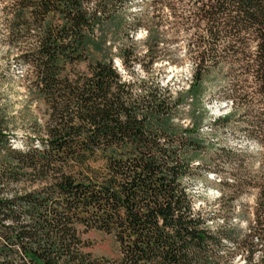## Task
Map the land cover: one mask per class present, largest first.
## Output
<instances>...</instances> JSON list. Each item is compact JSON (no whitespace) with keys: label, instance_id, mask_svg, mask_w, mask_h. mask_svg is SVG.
<instances>
[{"label":"trees","instance_id":"trees-1","mask_svg":"<svg viewBox=\"0 0 264 264\" xmlns=\"http://www.w3.org/2000/svg\"><path fill=\"white\" fill-rule=\"evenodd\" d=\"M133 2L0 0L6 54L45 106L22 148L0 113V264H264V157L253 174H231L234 192L256 189L244 230L194 206L216 149L201 133L203 87L221 67L230 110L219 121L243 113L264 148V0H143L132 24ZM110 27L146 34L143 54L118 46L125 74L103 51ZM183 60L187 89L149 78L158 61ZM89 230L111 234L119 257H94Z\"/></svg>","mask_w":264,"mask_h":264},{"label":"rangeland","instance_id":"rangeland-1","mask_svg":"<svg viewBox=\"0 0 264 264\" xmlns=\"http://www.w3.org/2000/svg\"><path fill=\"white\" fill-rule=\"evenodd\" d=\"M133 1V4L129 5L124 12L126 22H132V24L135 22L133 19L137 17L136 14L146 6L143 0ZM113 32V28L110 27L103 51L109 50L114 65L125 74L117 57L118 46L121 44L132 46L137 53L143 54L146 34L142 28H132L128 33L122 29L120 33L112 35ZM167 38L175 37L169 34ZM183 38V33H180L179 43ZM183 50L182 46L180 50H175V54L180 55L179 59H182ZM6 51L7 47L0 37V113L4 115L8 123L9 140L15 147L22 148L32 137L33 122L37 120L42 123L45 106L36 95L29 93L26 82L21 76L23 66L18 64L14 55L8 56ZM89 54L93 59H101L103 55L91 47ZM134 71L137 75L143 76L138 67L135 66ZM190 73L191 67L187 60H183L178 65L158 61L154 64L149 78L159 81L162 85H169L175 92L181 88L187 89ZM229 78L227 68L221 67L204 82L200 106L201 133L215 144L216 149L209 153L212 161L205 168H201L200 179L195 187L194 206L202 213L210 215L217 224H221L223 217L230 216L234 225L244 230L246 221L252 218L256 189L247 185L241 192H234L229 186L230 178H232V172L237 171L238 168L242 173L251 172V174L258 170L264 157V148H261L246 132L241 119L243 113L236 112L227 125L219 121V118L225 116L230 110L229 99L224 95L225 89L229 86ZM188 109L189 107H186L181 119L185 125L190 124L186 113ZM221 196L223 200H220ZM83 238L88 241L87 250L94 257L116 259L120 255L118 244L111 234L89 230Z\"/></svg>","mask_w":264,"mask_h":264}]
</instances>
